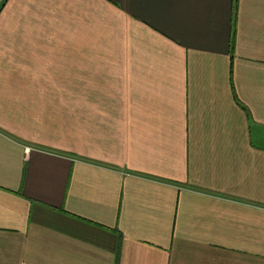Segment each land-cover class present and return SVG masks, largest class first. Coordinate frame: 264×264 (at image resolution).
<instances>
[{
    "label": "crops",
    "instance_id": "0c3cea01",
    "mask_svg": "<svg viewBox=\"0 0 264 264\" xmlns=\"http://www.w3.org/2000/svg\"><path fill=\"white\" fill-rule=\"evenodd\" d=\"M0 264H264V0H7Z\"/></svg>",
    "mask_w": 264,
    "mask_h": 264
},
{
    "label": "built area",
    "instance_id": "2783aa9c",
    "mask_svg": "<svg viewBox=\"0 0 264 264\" xmlns=\"http://www.w3.org/2000/svg\"><path fill=\"white\" fill-rule=\"evenodd\" d=\"M6 2H7V0H0V11L4 7V5H5Z\"/></svg>",
    "mask_w": 264,
    "mask_h": 264
}]
</instances>
